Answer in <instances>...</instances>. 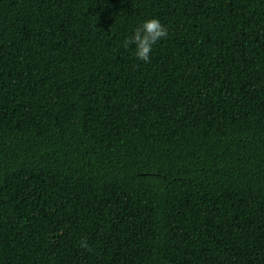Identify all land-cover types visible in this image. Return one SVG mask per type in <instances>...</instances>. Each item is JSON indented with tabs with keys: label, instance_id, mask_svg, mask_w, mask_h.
<instances>
[{
	"label": "trees",
	"instance_id": "obj_1",
	"mask_svg": "<svg viewBox=\"0 0 264 264\" xmlns=\"http://www.w3.org/2000/svg\"><path fill=\"white\" fill-rule=\"evenodd\" d=\"M0 264H264V0H0Z\"/></svg>",
	"mask_w": 264,
	"mask_h": 264
},
{
	"label": "clouds",
	"instance_id": "obj_2",
	"mask_svg": "<svg viewBox=\"0 0 264 264\" xmlns=\"http://www.w3.org/2000/svg\"><path fill=\"white\" fill-rule=\"evenodd\" d=\"M168 29L158 18H150L138 25L133 34L124 40V47L135 45V58L150 63V56L155 45L159 40L167 38ZM80 247L90 249L86 240L80 241Z\"/></svg>",
	"mask_w": 264,
	"mask_h": 264
}]
</instances>
